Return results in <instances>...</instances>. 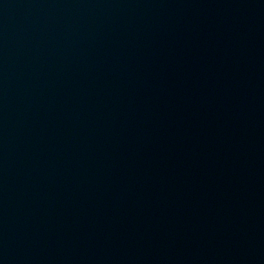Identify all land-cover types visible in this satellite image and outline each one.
<instances>
[{"label":"water","instance_id":"1","mask_svg":"<svg viewBox=\"0 0 264 264\" xmlns=\"http://www.w3.org/2000/svg\"><path fill=\"white\" fill-rule=\"evenodd\" d=\"M0 264H264V0H0Z\"/></svg>","mask_w":264,"mask_h":264}]
</instances>
